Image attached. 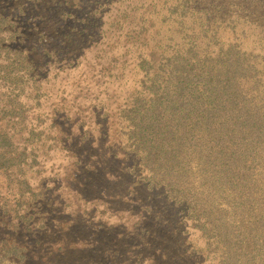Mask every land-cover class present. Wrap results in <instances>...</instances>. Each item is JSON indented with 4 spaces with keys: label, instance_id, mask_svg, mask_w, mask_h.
Segmentation results:
<instances>
[{
    "label": "trees",
    "instance_id": "1",
    "mask_svg": "<svg viewBox=\"0 0 264 264\" xmlns=\"http://www.w3.org/2000/svg\"><path fill=\"white\" fill-rule=\"evenodd\" d=\"M76 1L0 0V264H121L130 251L97 231L104 225L80 205L105 192L114 199L125 194L118 193L122 175L107 179V163L117 159H85L86 151L66 144L75 159H65V178L58 179L47 162L54 159L38 157L68 135L54 125L65 110L50 118L38 109L48 84L45 58L77 67L75 53L95 30L94 18L77 29L65 21L80 13ZM168 2V14L193 25L182 47L160 61L152 52L135 57L140 89L120 111L126 174L147 191H162L179 221L199 232L205 247L191 251H205L208 264H264V78L256 55L221 40L223 20L213 3ZM124 10L115 17L119 35L107 47L123 36L126 56L130 46H146L147 19L146 11L136 21L132 9ZM122 59L125 68L123 56L110 65L117 68ZM116 70L124 74L123 66ZM42 117L50 126L40 127ZM177 243L164 240L168 251L157 261L190 264L192 254L177 253Z\"/></svg>",
    "mask_w": 264,
    "mask_h": 264
},
{
    "label": "rangeland",
    "instance_id": "2",
    "mask_svg": "<svg viewBox=\"0 0 264 264\" xmlns=\"http://www.w3.org/2000/svg\"><path fill=\"white\" fill-rule=\"evenodd\" d=\"M138 1L144 2V6L140 9L137 7ZM164 1H76L81 8L80 13H75V18L67 17L65 21L74 24L77 29L85 24L82 19L94 18L95 30L88 32L92 38L75 53V55H80L77 67H71L64 62H54L51 56L45 58L48 61L45 67L49 70L48 84H42L44 93L43 97L41 93L38 109L50 118L55 110H65L67 117L56 121L54 125L58 134L57 127L60 131L67 132L68 135L59 140L57 149H52L54 147L49 143V148L48 145L42 147L38 157L39 159H54L51 162L47 160V162L49 166L53 163L52 174L58 179L65 178L67 170L65 168L67 165H64L66 164L65 159H75L64 149L66 144L68 146L77 145L76 151L78 152L86 151L85 159H117L112 165L107 163L105 169L110 178L106 177L110 182L114 178L119 179L122 175L126 183L121 179L124 187L120 190L122 188L120 185L118 193L125 194L116 196L114 199L109 196L108 192H105L103 198L99 196L96 198L98 200L89 199L84 202L81 200L80 205L82 211H92V217L97 224L104 225L101 227L102 230L97 228V231L104 232L106 237H111L116 243L119 242L123 244L122 246H126L122 249L126 253L128 248L130 249L125 254L129 258H119L118 262L122 261L121 264H132V262L134 264H161L159 260L157 261L158 255H163L162 253L168 251L162 248V243L171 238L178 241L177 253L186 251L187 257L192 254L189 258L190 264H208L209 260L205 258V251L201 255H195L191 251L192 247L200 249L205 247V242L199 232L186 227L179 221L178 209L168 205L161 190L147 191L141 185V181L130 178L125 171L126 162L122 160L128 158H123L122 147L125 142L121 133L123 124L120 120V111L126 106L134 92L140 89L142 79V74L134 68L136 55L140 51L145 55L152 52L155 59L160 61L164 53H171L178 47H182L187 41L186 36L190 34L188 26L192 24V21L176 19L174 13L168 14L163 4ZM168 1L169 4L175 0ZM198 3H213L219 8L215 10L219 19L223 20L221 26L217 25L219 37L221 36L222 41H236L244 50L255 54L264 78V0H199ZM126 8L132 9L136 21L146 11L147 30L143 33L146 46L131 47L129 43L130 50L125 56L126 50L122 48L123 36L120 37V44L113 48L107 47V42L111 44L116 41L115 38L119 33L115 30L117 27L115 17ZM113 35L115 37L111 39ZM121 56L127 60L125 68L124 59L118 61L117 68L123 66L124 74H119L117 68L110 65L114 58L120 59ZM97 60L99 65L92 66L91 64ZM101 70L105 74L104 77L101 73L98 74ZM117 72L116 79L114 75ZM93 75H96L94 79H92ZM108 75L111 76L108 77ZM29 103L34 105L36 102L30 101ZM42 119L44 121V117ZM41 124L40 127L50 126V121L45 120ZM68 136L69 139L65 140ZM112 152L116 153L115 157H111ZM67 189H64L67 196H74ZM172 245L173 242L168 247Z\"/></svg>",
    "mask_w": 264,
    "mask_h": 264
}]
</instances>
